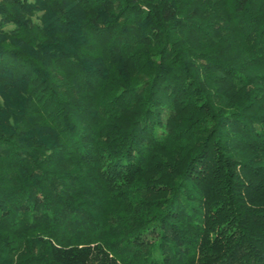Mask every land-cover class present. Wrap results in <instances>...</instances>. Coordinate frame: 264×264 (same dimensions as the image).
<instances>
[{"label": "trees", "instance_id": "1", "mask_svg": "<svg viewBox=\"0 0 264 264\" xmlns=\"http://www.w3.org/2000/svg\"><path fill=\"white\" fill-rule=\"evenodd\" d=\"M0 264H264V0H0Z\"/></svg>", "mask_w": 264, "mask_h": 264}]
</instances>
